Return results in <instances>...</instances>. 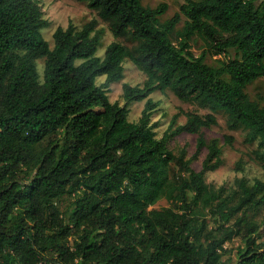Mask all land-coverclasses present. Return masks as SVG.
I'll return each instance as SVG.
<instances>
[{"label":"trees","instance_id":"trees-1","mask_svg":"<svg viewBox=\"0 0 264 264\" xmlns=\"http://www.w3.org/2000/svg\"><path fill=\"white\" fill-rule=\"evenodd\" d=\"M79 1L115 38L102 57L96 19L57 26L50 47L40 0H0V264H264V179L206 182L222 158L202 134L224 112L245 143L256 141L249 157L264 171V105L245 91L264 76V0H184L164 21V3ZM206 54L220 57L212 65ZM125 58L146 79L122 83L120 105L107 92ZM166 89L210 112L185 111L183 124L176 114L157 137L149 95ZM182 132L198 135L197 153L207 149L201 170L184 147L169 148ZM161 199L168 205L154 207Z\"/></svg>","mask_w":264,"mask_h":264},{"label":"rangeland","instance_id":"rangeland-1","mask_svg":"<svg viewBox=\"0 0 264 264\" xmlns=\"http://www.w3.org/2000/svg\"><path fill=\"white\" fill-rule=\"evenodd\" d=\"M257 2L260 0H256ZM143 5L154 7L160 3L166 4V11L161 15V21L169 19L174 13L179 11L180 4L184 0H141ZM44 17L50 21V25L42 30L43 37L48 41L50 47L53 46L52 33L57 26L66 27L69 22L80 28L84 23L91 19L97 20L96 28L102 30L100 45L97 48L96 54L100 57L104 55L106 46L115 38L113 37L107 22L102 20L97 13L88 8L86 2L79 0H40ZM184 17L176 25V29H179L183 25ZM116 40L124 43L127 46H131L132 43L126 41L120 37ZM190 51L199 55L203 49V43L200 38L193 36L190 41ZM231 54V53H230ZM232 55V54H231ZM222 56V54H221ZM219 54L211 55L206 54L205 61L209 64H215V60L219 58ZM43 60L37 61L38 72L42 74ZM124 72L123 78L111 83L107 92V96L110 102H117L120 105L124 104L122 95V83H128L132 86L142 85L146 79V75L139 70L133 62L125 58L123 62ZM104 81V76L97 77V83ZM245 91L249 97L256 100L260 105H264V76L257 78L251 84H249ZM149 97L157 102L153 114L151 116V122L156 123L155 132L157 137H161L165 130L170 125L171 119L177 114L176 124H183L185 122V111H196L199 114H206L210 112L208 109H202L194 104L179 100L172 91L169 89L163 92L159 90L153 91ZM144 101H134L129 105L128 120L136 121L144 106ZM216 123L210 127L203 128L202 134L206 141L215 139L221 147L222 164L213 170H205L206 182L215 186L225 185L232 186L236 177H245L250 182L253 179H264V171L259 164L250 159L249 153L256 147V141L252 143L244 142V130L241 128L230 129L226 123V115L222 111L215 112ZM197 134L182 132L175 135L169 140L168 146L173 151H178L184 147L186 149V156L192 158L191 166L195 170H201L203 166V160L207 154V149L202 147L199 153L196 152ZM226 136L231 137V142H226ZM195 155V156H194ZM241 160V169H236V163ZM71 199L63 198L58 203L63 208ZM168 203L165 199L159 200L154 207L160 208L167 206ZM264 218V207L260 213L256 216V219L260 221ZM263 227H261L262 229ZM233 246H236L234 243Z\"/></svg>","mask_w":264,"mask_h":264}]
</instances>
